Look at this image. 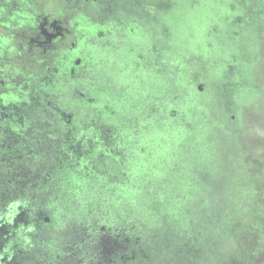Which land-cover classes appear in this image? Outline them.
Segmentation results:
<instances>
[{
  "label": "flooded vegetation",
  "instance_id": "af4514ba",
  "mask_svg": "<svg viewBox=\"0 0 264 264\" xmlns=\"http://www.w3.org/2000/svg\"><path fill=\"white\" fill-rule=\"evenodd\" d=\"M183 2L193 10L184 26L178 25L181 14L169 10L170 0H0V134L12 133L16 125L10 109L19 101L1 97L16 88L32 89L35 81H44L56 87L52 89L59 99L69 85L87 102L96 96L95 88L86 84L99 65L95 49L103 45L106 67H116L117 57L126 50L132 61L125 60L123 67L130 66L133 81L146 83L148 91L141 120L140 95L131 83L120 99L115 89L107 93L106 137L112 140L118 127L113 103L127 107L128 97L125 122L155 121L158 59L171 90L185 94L180 107L158 108L170 113L194 140L183 163L175 164L167 178L160 177L161 189L152 191L169 205L170 229L137 217L133 222L104 223L99 229L85 225L59 236L57 228L41 227L51 221L41 208L21 205L16 187L12 197L5 195L0 178V264H194L203 252L196 230L203 229V217L214 208L215 197L225 218L224 242L229 243L223 264L264 259V109L249 113L244 103L250 92L264 91V0H174L172 9H180ZM167 19L172 25H165ZM141 62L149 70L137 66ZM64 75L73 82H62ZM192 88L205 95L192 98ZM43 94L50 108L47 117L70 123L72 108L65 114L59 102ZM239 112L247 113L244 121ZM129 113L133 116L127 117ZM46 125L59 130L56 122ZM7 138L0 141L4 166L21 157L14 154L17 139Z\"/></svg>",
  "mask_w": 264,
  "mask_h": 264
},
{
  "label": "trees",
  "instance_id": "16d2710c",
  "mask_svg": "<svg viewBox=\"0 0 264 264\" xmlns=\"http://www.w3.org/2000/svg\"><path fill=\"white\" fill-rule=\"evenodd\" d=\"M181 16L183 20L177 24L184 26L189 15ZM98 63L102 70L99 65L97 70H92L94 76L87 81L86 88H95L101 103L84 101L86 107L81 112L83 120H87L86 125L68 123L67 118L51 120L43 114V109H50L40 91H44V81H35L32 89L11 91L19 95L17 107L10 109L15 113L16 125L12 133L0 134V141L7 136L9 140L17 139L12 145L17 149L14 154L21 157L9 166L0 163L4 194L12 197L16 187L14 190L21 205L41 208L51 217L49 223L41 225L48 230L52 226L57 231L60 227L68 232L73 228L80 230L85 225L99 229L104 223L133 222L137 217L170 229L166 214L169 205L154 198L152 191L156 194L161 189L160 177L167 178L173 174L175 164L183 163V155L191 150L189 146L194 140H184L179 145L185 129L174 123L172 115L161 108L155 110V121L125 122L123 112L129 109V97L126 99L128 108H121L120 102L113 103L116 112L113 120L118 127L114 138L109 140L104 127L105 116L109 114L105 108L106 97L110 90L117 91L121 85L114 80L107 81L103 72L107 65L105 59ZM50 85L45 86L52 91ZM155 89H158L155 97L170 96L173 92L167 83L165 87L155 84ZM137 99L138 111H141L138 115L144 117L146 102L143 97ZM46 122H56L61 128L53 130L54 125L47 126ZM117 148L123 150L118 153ZM43 221L40 218V222Z\"/></svg>",
  "mask_w": 264,
  "mask_h": 264
},
{
  "label": "rangeland",
  "instance_id": "374dc122",
  "mask_svg": "<svg viewBox=\"0 0 264 264\" xmlns=\"http://www.w3.org/2000/svg\"><path fill=\"white\" fill-rule=\"evenodd\" d=\"M171 5L168 7L169 10H173V12H176V14H187L189 15L191 13L190 7H186V2H184L182 4V7L179 9H172L173 5H174V0H170ZM28 6L26 7V9L28 10ZM168 24H172L171 20L167 19ZM184 27L182 29V32L184 34ZM182 34V33H181ZM225 37V36H224ZM133 40H135V38H132ZM106 49L103 47V45H99V47H97L95 49V57L97 60H99V62H102L103 60V56L106 53ZM117 65L116 67H112V69L110 67H106V69L103 71L105 76L107 77V81H112L113 80L115 82H118L117 84L121 85L120 88L117 90V99H120L121 97H123V93L125 91V85L127 83H131L132 87L135 89V91L139 92L140 97H144L146 95L147 88H146V83H142L141 81L138 82V80L133 81L134 79H132L131 76V72L129 71L131 69V67L129 66V68H124V62L125 60H129L132 61V56H130V54H126V50H123L120 53V57H117ZM160 60L155 59V67L158 66L157 68H155V83L158 84L160 83L162 87H165L166 83L169 84L167 81L169 80V78H165L164 75L161 73V71H159L163 66L162 63L159 62ZM103 65V64H102ZM99 70L101 69V65H99ZM137 66H142V68H144L145 71L149 70V67L144 64L139 63ZM103 67V66H102ZM128 69V70H127ZM62 82L66 83V84H71L73 82V79L71 77H69L68 75H64L61 79ZM261 81V80H259ZM56 82H59L56 81ZM60 83V82H59ZM256 83H258V88H260L259 82L257 81ZM47 85V84H46ZM58 85V84H56ZM49 87L51 88H56L54 85H50ZM44 92L46 93L47 96L49 97V100H56L57 102H59L61 110L63 112H65V114H68V110H66V108L71 107L72 108V114H71V123H75V122H82L83 125H86L87 120H83L82 118V110L85 109L86 105L84 104L85 99H82L81 97L79 98L75 92V90L71 87V85H69L68 91L65 93V97L61 99H59V96L57 93L58 91H56V89H52V91H49L48 88L44 85ZM50 89V88H49ZM51 90V89H50ZM155 92H158V89L154 90ZM264 93V91H263ZM262 93V94H263ZM55 94V97H54ZM262 94L259 92H250V100L249 102L246 100L244 101L245 104L248 105V111H250L249 113H254L257 112L260 114V110L264 109V100L262 101ZM205 95V93L203 94V92H199L197 89L192 88L191 90V96L192 98L198 99L199 97H203ZM61 96V95H60ZM1 97L5 100V101H14V100H18L19 95L15 92H9L7 94H3L1 95ZM90 101L88 103H97L100 104L101 100L100 98L97 97V95H90ZM107 98V97H106ZM108 99V98H107ZM185 99V94L184 92H182V90H174V92H172V94L166 95V96H160L157 95L155 97V110H158V107H168L171 106V108L169 109H175L176 107H180V105L182 104L181 102L184 101ZM64 100V102L62 101ZM87 102V101H86ZM74 104V105H73ZM119 106L121 107V105L119 104ZM47 110L43 109V114L47 117L46 114ZM239 116L242 118L244 121L245 119V115L243 116V114H246L247 117V113H240L239 112ZM132 115V114H131ZM86 116V114H85ZM133 116V115H132ZM258 116V115H257ZM249 117V115H248ZM241 118V119H242ZM139 120L143 119L142 117L138 118ZM247 119V118H246ZM92 121V119H90ZM245 126V125H244ZM59 129L61 128V124H58ZM56 129V128H55ZM53 129V130H55ZM183 135L181 133V140L179 141V145L184 141V140H189L190 138V134L186 133L185 131H182ZM244 132H246V130H244ZM180 138V137H179ZM3 148H5L6 146L3 145ZM232 184L229 183V187ZM215 195V194H214ZM212 195V196H214ZM217 195V194H216ZM218 199L219 198H212L211 201H213L215 203L214 208L212 209H208L207 210V214L205 216V219L203 217V221H202V226L203 229H197L196 231H199V239L197 240V242L199 244L202 245V249L203 252L201 253V255H199V257L195 260L194 264H223L228 258H226V254H228L227 250L229 249V243L224 242V238H223V231H222V222H223V218L220 217V213L218 210H220V205L217 207L218 204ZM221 211V210H220ZM217 215L218 218H217ZM211 218V219H210ZM225 219V218H224ZM210 224V225H209ZM195 231V230H194ZM64 232V233H61ZM66 230L65 229H59L58 231V235L62 236V234H66ZM135 241H137L135 239ZM129 244H132L133 246L136 245L135 242H130ZM66 249V247H64ZM119 248V247H118ZM132 254V253H131ZM257 264H264V259L261 262H258Z\"/></svg>",
  "mask_w": 264,
  "mask_h": 264
}]
</instances>
